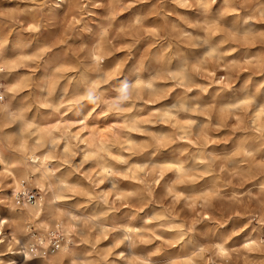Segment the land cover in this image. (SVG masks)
Wrapping results in <instances>:
<instances>
[{"label":"clouds","instance_id":"obj_1","mask_svg":"<svg viewBox=\"0 0 264 264\" xmlns=\"http://www.w3.org/2000/svg\"><path fill=\"white\" fill-rule=\"evenodd\" d=\"M93 113L123 121L125 138L100 149L110 176L119 175L108 159L113 149L122 153L131 144L148 161L127 203L147 209L152 228L106 226L123 205L114 209L100 196L95 203L75 199L56 176L59 167L46 166L51 157L36 155L54 152L36 137L43 124ZM258 114H264V0H0V165L16 161L20 183L27 182L13 204L19 219L10 237H0V257L7 248L21 260L0 264H178L166 249L199 256L207 239L229 228L220 246L251 229L234 251L246 264H264V257L246 255L264 252ZM141 130L143 142L127 136ZM164 152L172 175L160 184L153 167ZM175 189L199 193L198 208L185 210V197L183 215L177 213ZM97 235H111L113 249L123 251L109 261L96 249Z\"/></svg>","mask_w":264,"mask_h":264},{"label":"rangeland","instance_id":"obj_2","mask_svg":"<svg viewBox=\"0 0 264 264\" xmlns=\"http://www.w3.org/2000/svg\"><path fill=\"white\" fill-rule=\"evenodd\" d=\"M14 5H9L13 7ZM64 71H69V68H65ZM115 74L114 72L112 73ZM60 119V120H59ZM257 122H264V114L257 115ZM123 121H118L111 116H105L103 113H93L85 120H77L76 118L69 119L67 116L63 119L56 117L50 119L48 122L42 125L43 133L47 138V143H50L54 148V152L46 151L45 149H40L38 152H45L47 157H51L49 160V165L53 168L59 167L57 174L66 173L70 180L78 182V185L71 184L70 189L72 194L75 195V199L80 200L82 203L88 202L95 196H100L105 201L111 202L113 208L115 209L117 205H123L120 210L112 211L109 213L108 221L106 225L112 228H144L149 229L155 226V221L145 224V217L147 209L137 212L135 207H131L127 203V193L134 187L139 186L140 172L139 168L144 164L148 163L143 159V154L138 151V149L133 148L131 144L128 145V151L118 152L112 150V154L108 157L111 164L114 166V172H118L119 175L112 177L110 175L103 176L99 172V164L96 160L84 157L83 150L86 146L89 148L99 151L101 147L100 138L105 139L109 143H118L125 138L124 131L122 130ZM59 127V128H58ZM73 132H78L79 136L87 140L86 143L78 142L73 136ZM127 136L131 137L134 141L143 142L146 137L141 131H131L127 132ZM52 138L55 141L51 143ZM71 141L69 149H65L64 143L66 139ZM28 147L31 142H26ZM22 151L23 148H22ZM104 154V153H103ZM119 156L121 159H127V164L120 163L114 157ZM172 159L169 157L167 152H164L162 156L158 157L154 163L153 172L156 171V166L159 167V175L163 176L160 184H163L165 180L172 175V172L168 170V166L172 163ZM12 167H16V161H12ZM115 184L114 188L112 185ZM160 184L157 185V192H160ZM27 182L22 186L24 189H20L14 195L12 192L13 183L10 174L7 172L3 165H0V237L9 236L13 231L10 225H14L18 221L13 210V204L18 197H23L24 191L26 190ZM183 186H180L182 188ZM32 191H37L33 189ZM175 210L180 215H183L181 211V206L185 203V197H188V209L191 210L198 208L197 201L200 199L199 193H186L179 189H175ZM95 203V200L92 199ZM168 204L172 203V198L169 197ZM167 206V204L165 205ZM152 207V206H150ZM154 207L159 208L160 205L157 204ZM125 213L134 215V219L129 221L128 216ZM66 226L71 230L74 227L72 222H69ZM251 229L241 232L239 235L232 236L228 240L227 244H224L225 251L220 253L218 251V243H222L231 232V228L222 230L216 237L207 239L198 250L199 256H197V251L185 255L177 249H166V251L176 253V259L178 264H216L217 261L222 262V264H246L244 257H241L235 249L240 248L241 245L246 243V237ZM113 243L111 235L106 238L101 239L99 235L96 236V249H99L101 253L107 256L110 261L114 258V252L123 251V247H117L113 249ZM157 244L160 241L156 242ZM7 244V241H5ZM3 247V245H0ZM9 248L12 246L9 245ZM82 249L92 251L95 255L94 250L91 245L84 244L80 246ZM142 248H153L154 245H141ZM215 249L213 252L212 250ZM247 255V261H256L261 257H264V252H249ZM13 257V258H12ZM16 259L21 260V256L16 254L14 251H9L5 248V255L0 257V259ZM100 257L96 256L98 260Z\"/></svg>","mask_w":264,"mask_h":264},{"label":"bare ground","instance_id":"obj_3","mask_svg":"<svg viewBox=\"0 0 264 264\" xmlns=\"http://www.w3.org/2000/svg\"><path fill=\"white\" fill-rule=\"evenodd\" d=\"M261 115V114H258V116ZM60 120V119H59ZM59 128V127H58ZM73 136L75 137V139L78 141V142H82V143H86L85 146L87 145V140H85L84 138H82L81 136H79V133L78 132H73ZM36 137L40 139V141L42 143H47V138L46 136L44 135L43 133V128L42 126L39 128L37 134H36ZM55 141V138H52L51 140V143H53ZM100 142H101V148H107L110 144L112 143H109L107 142L105 139L103 138H100ZM70 145H71V141L68 140V138L66 139L65 143H64V147L65 149H69L70 148ZM23 150L26 151L28 149V145L25 143L23 146H22ZM43 153V156H47V154L45 152H36V155L37 156H41V154ZM83 154H84V157H88V158H91L92 160H96L99 164V174L100 175H103V176H107L109 175L108 174V167L106 165H104L103 163V160H102V157L104 156L103 152H101L100 150L99 151H95L91 148H89L88 146L85 147V149L83 150ZM112 154V152H111ZM110 154V155H111ZM37 163H41L43 161H36ZM111 164V162H110ZM113 166V164H111ZM46 166L48 167V169L51 171L52 167L51 165H49V161H47L46 163ZM7 170V172L10 174V177L12 179V183H13V189H12V192L13 194L15 195L17 193V191H19L20 189H24L22 188L23 184L20 183V180H19V177L17 175V171L18 169L15 168V167H11V168H5ZM20 171H23L22 169ZM112 171H114V166L112 167ZM63 174V175H61ZM56 176L58 177H61L62 179H66V182L71 186V184H75V185H78V182L76 181H73V180H70V178L68 177V175L66 173H60V174H57ZM68 229L69 227L66 226ZM221 243H218V251L220 253H223L225 251V246L223 245L222 247L220 246ZM13 258V257H12ZM11 258V259H12Z\"/></svg>","mask_w":264,"mask_h":264}]
</instances>
